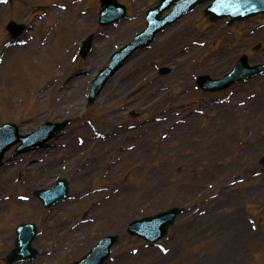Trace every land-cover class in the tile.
I'll return each mask as SVG.
<instances>
[{
    "label": "rangeland",
    "instance_id": "obj_1",
    "mask_svg": "<svg viewBox=\"0 0 264 264\" xmlns=\"http://www.w3.org/2000/svg\"><path fill=\"white\" fill-rule=\"evenodd\" d=\"M118 1L127 17L107 26L98 23L99 0H21L0 11V123L27 133L69 121L45 146L5 154L0 174L11 171L0 177V262L13 244L1 222L26 220L43 232L36 247L51 253L35 264L68 263L105 234L118 236L105 264H264V175L251 177L264 154V79L216 93L194 89V75H222L241 54L264 60V15L228 25L197 6L129 57L88 105L98 69L144 27L146 9L159 0ZM10 18L30 24L19 38L26 44L5 45ZM88 34L93 45L82 58ZM174 56H185L187 67L179 62L175 70ZM59 176L69 179L70 197L43 208L34 191ZM171 206L185 211L159 241L166 255L127 234L134 218ZM76 233L87 242L71 245Z\"/></svg>",
    "mask_w": 264,
    "mask_h": 264
},
{
    "label": "water",
    "instance_id": "obj_2",
    "mask_svg": "<svg viewBox=\"0 0 264 264\" xmlns=\"http://www.w3.org/2000/svg\"><path fill=\"white\" fill-rule=\"evenodd\" d=\"M114 1V0H113ZM113 1H107V3H109V6L111 5V3H115V1L113 2ZM201 1H204V0H193V1H190V3H189V7L188 8H191V7H193L196 3H198V2H201ZM167 2V1H166ZM212 7L214 8V7H216V8H219L220 6L222 7V9H224L227 13H218V12H214V11H212L211 10V8H207V12H210L211 14H210V18H212V19H216L217 17H219V16H224L225 14H230V13H234L236 10H239V8L240 7H237V8H232V6L231 5H226V6H224V5H222L221 4V2H220V0H214L212 3ZM115 5V4H114ZM246 4H244V6H245ZM167 6H168V4L167 3H164V4H162V5H160V6H158V7H156L155 9H154V11L152 12V19L151 18H149V24L150 25H154V23L155 22H159V25L155 28H153V30H152V33H153V31H155L156 29H158L159 27H162V26H165L167 23H169V22H171V21H173L174 19L173 18H176L177 16H176V14L175 13H171L169 16H166V17H164L162 20H160L159 21V15H160V13L165 9V8H167ZM234 6H237V4H235ZM120 8V10H122V12H121V14H123V12H124V9L123 8H121V7H119ZM216 10V9H215ZM217 11V10H216ZM246 12L245 13H240V14H238V15H233V14H231L232 15V19H235V18H237V19H241V18H243V17H246V16H248V15H250V14H253L254 12H249V9L248 8H246V10H245ZM103 14H104V12H103ZM120 14V15H121ZM145 35V33H143V35H140V36H138V38H140L141 36H144ZM146 36V35H145ZM152 36V35H151ZM144 38V40H146V38L147 37H143ZM138 44H143V41L141 42V41H139L138 42ZM114 57H118V56H116V55H114ZM120 60V58L116 61V62H118ZM119 64V63H118ZM110 68H108L106 71H101V73H100V75L102 76L103 75V77L104 76H106L107 75V72H108V70H109ZM99 75V76H100ZM99 76H98V78L96 79V81H95V83H94V85H93V92L95 91V93L97 92V88H98V86H99V84H102V82H103V80L105 79V77L103 78V79H101L100 80V82H99ZM201 80H203V79H201ZM205 88H207L206 86H205ZM93 98V97H92ZM61 126H63V125H61ZM60 189L58 188V189H55V191H59ZM53 193L55 192L54 191V189H52L51 190ZM45 192L44 191H41L40 192V195L41 196H43V194H44ZM45 200H46V202H48V198L47 197H45ZM52 202V201H51ZM50 202V203H51ZM178 211V209H176V208H173V209H171L170 210V212H168V213H166V214H160V215H158V216H156V217H154V218H149V219H146L143 223V225H142V228H141V230H142V234L143 235H145V236H147V235H149V234H151V233H153L154 231H158L159 233H161L162 231H164L165 229H166V227H167V225L168 224H170L171 223V221H172V218H173V215L176 213ZM17 252H19V250L17 251ZM16 252V253H17ZM23 256H26V255H23Z\"/></svg>",
    "mask_w": 264,
    "mask_h": 264
},
{
    "label": "bare ground",
    "instance_id": "obj_3",
    "mask_svg": "<svg viewBox=\"0 0 264 264\" xmlns=\"http://www.w3.org/2000/svg\"><path fill=\"white\" fill-rule=\"evenodd\" d=\"M219 23V22H218ZM218 26L220 25V24H217ZM213 29V28H212ZM221 29H219V31H220ZM108 43H110V41L109 40H107L106 38H101V47L103 48V49H107V47L105 46L106 44H108ZM181 58V59H180ZM178 61V62H177ZM179 62H182L184 65L185 64H187V58L185 57V56H179V57H177V56H174L173 58H171V63H173L174 65H175V69L176 70H178V71H180V68H179V65H178V63ZM186 66V65H185ZM33 154H26L25 156H24V159L25 160H27V159H29V158H31V156H32ZM9 171H11L10 169H8V170H4L3 172L4 173H8ZM3 172L0 174V177L2 176V174H3ZM190 191H188L187 193H189ZM92 221H94V220H92ZM92 221H89V222H92ZM72 240H73V242H76V240H77V237L74 235L73 237H72Z\"/></svg>",
    "mask_w": 264,
    "mask_h": 264
}]
</instances>
